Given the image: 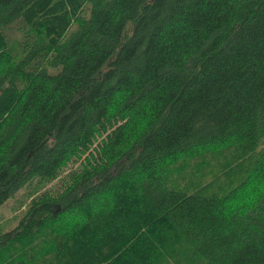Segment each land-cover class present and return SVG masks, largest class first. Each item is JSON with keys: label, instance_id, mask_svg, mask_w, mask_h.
I'll list each match as a JSON object with an SVG mask.
<instances>
[{"label": "trees", "instance_id": "1", "mask_svg": "<svg viewBox=\"0 0 264 264\" xmlns=\"http://www.w3.org/2000/svg\"><path fill=\"white\" fill-rule=\"evenodd\" d=\"M26 187L0 264H264V0H0V206Z\"/></svg>", "mask_w": 264, "mask_h": 264}, {"label": "rangeland", "instance_id": "2", "mask_svg": "<svg viewBox=\"0 0 264 264\" xmlns=\"http://www.w3.org/2000/svg\"><path fill=\"white\" fill-rule=\"evenodd\" d=\"M73 31V29L71 30ZM231 141H226L223 142L222 144H217V145H210L205 147L204 149L200 148V150H197L191 155H184V157L179 158V162H184V161H190L193 160L194 158L197 157L198 151L199 154H204V153H210V152H218L219 150H222L223 147H225L227 144H230ZM191 162V161H190ZM185 163V162H184ZM183 163V164H184ZM78 167V164H75V162H70L67 167L63 168V170L60 172L58 178L54 180L50 186V190L53 192L56 191H62V182L64 179L67 177V175H70L73 173V170H75ZM27 187L20 189L13 198H10L7 202H5L2 206H0V232L8 231L12 228H15L16 225L18 224L19 220L23 216L22 214L25 212V207H26V196L25 192L27 191ZM98 204V201H97ZM96 206V205H95ZM94 206V207H95ZM70 217L68 220L65 222V227L69 225L70 222ZM31 245L30 241L25 242V246L29 247ZM25 248L20 249V252L23 251ZM45 249V246L40 247L39 253H35L36 256H38L43 250ZM28 252L26 250L24 255L15 253V262H28ZM8 260V259H7Z\"/></svg>", "mask_w": 264, "mask_h": 264}]
</instances>
